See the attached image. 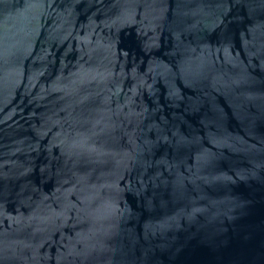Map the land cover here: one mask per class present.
<instances>
[{
  "label": "water",
  "instance_id": "1",
  "mask_svg": "<svg viewBox=\"0 0 264 264\" xmlns=\"http://www.w3.org/2000/svg\"><path fill=\"white\" fill-rule=\"evenodd\" d=\"M0 264H264V0H0Z\"/></svg>",
  "mask_w": 264,
  "mask_h": 264
}]
</instances>
